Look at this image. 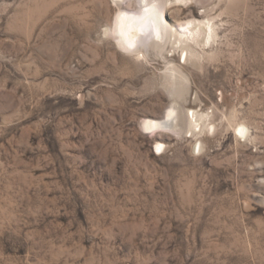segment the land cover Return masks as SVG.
<instances>
[{
    "label": "rangeland",
    "instance_id": "1",
    "mask_svg": "<svg viewBox=\"0 0 264 264\" xmlns=\"http://www.w3.org/2000/svg\"><path fill=\"white\" fill-rule=\"evenodd\" d=\"M168 1L140 56L137 0H0V264H264V0Z\"/></svg>",
    "mask_w": 264,
    "mask_h": 264
},
{
    "label": "bare ground",
    "instance_id": "2",
    "mask_svg": "<svg viewBox=\"0 0 264 264\" xmlns=\"http://www.w3.org/2000/svg\"><path fill=\"white\" fill-rule=\"evenodd\" d=\"M118 4L123 2H130L132 0H117ZM186 0H178V2H185ZM139 3L138 10L121 8L113 22L112 27L106 29L107 36L112 37L118 45L126 52L132 55L143 54V48L147 51L151 48L160 52L166 50L168 43L175 36L180 37V42L197 41L203 34L202 24H195V22H187L179 26H173L168 18L169 9L168 0H137ZM209 29H213L209 26ZM179 39V38H178ZM184 51V50H183ZM184 60L188 63L192 57L188 51L183 54ZM172 78L179 77V82L174 83L176 92L180 90L179 83L189 80L183 76L181 70L174 68ZM177 79V78H175ZM173 112H168L163 119L152 121L148 120L143 123L145 130L169 131L175 130L179 124L172 118ZM196 118V115H193ZM242 133L244 129L240 130Z\"/></svg>",
    "mask_w": 264,
    "mask_h": 264
}]
</instances>
